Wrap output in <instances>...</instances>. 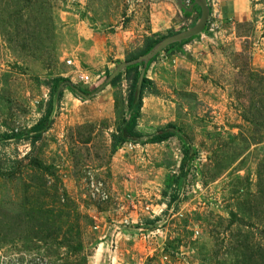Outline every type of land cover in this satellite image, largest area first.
Here are the masks:
<instances>
[{
    "label": "rangeland",
    "instance_id": "374dc122",
    "mask_svg": "<svg viewBox=\"0 0 264 264\" xmlns=\"http://www.w3.org/2000/svg\"><path fill=\"white\" fill-rule=\"evenodd\" d=\"M209 1L203 32L149 67L123 144L130 83L111 80L199 8L0 0V264H264V0L229 19ZM51 96L41 139H23Z\"/></svg>",
    "mask_w": 264,
    "mask_h": 264
},
{
    "label": "trees",
    "instance_id": "16d2710c",
    "mask_svg": "<svg viewBox=\"0 0 264 264\" xmlns=\"http://www.w3.org/2000/svg\"><path fill=\"white\" fill-rule=\"evenodd\" d=\"M190 5H193V0H190ZM196 7V6H195ZM193 7V9L195 8ZM209 9V8H208ZM197 11V10H196ZM200 16V9L198 10ZM197 11V12H198ZM211 10L209 9V15ZM185 14V13H184ZM188 16V14H186ZM193 38H188L176 43L171 44L170 47H174L177 50L182 49L186 45H188ZM162 42V38L158 40H149L145 44L142 51L133 58H131L128 62H134L129 64L123 72L117 74L110 82V85H116L121 77L122 74L125 75L129 79V92L127 97V106L129 110H131V115L129 116L128 120L122 127L121 136L118 138L119 143H123L128 138L131 139H139L141 136L136 133L135 129L137 127V120L139 118V110L141 106V97L144 92L145 86L149 83V80L146 79V73L149 67L155 62L159 54L162 52L160 51L153 57H151L146 63L139 62L136 63L138 59H143L147 57L151 52ZM63 83H66V80H63ZM134 96H137V101H135ZM52 96L50 97L49 101L47 102V109L43 118H41L33 127L30 128L29 132L32 136H25L23 139L30 140L31 143H36L41 139L43 131L45 130V124L47 123L51 112H52ZM173 126H167L161 131H159L154 137L150 138L148 144H160L167 141L170 138L175 136L173 132ZM185 155V154H184ZM185 157V156H184ZM185 161L184 159L181 160L179 169L183 170Z\"/></svg>",
    "mask_w": 264,
    "mask_h": 264
},
{
    "label": "water",
    "instance_id": "95a60500",
    "mask_svg": "<svg viewBox=\"0 0 264 264\" xmlns=\"http://www.w3.org/2000/svg\"><path fill=\"white\" fill-rule=\"evenodd\" d=\"M207 0H193V5L191 6L192 8L197 6L200 9V20H199V24L198 26L191 30L190 32H185L183 34H180L178 36H175L173 38L168 39L167 41H164L162 43H160L152 52L151 54H149L147 57L143 58V59H138L136 61V63L139 62H144L146 63L151 57H153L154 55H156L157 53H159L160 51H162L166 46L188 39V38H194L195 36H197L198 34H200L201 32H203L205 26H206V22L208 20L209 17V9L207 6ZM192 10V9H190ZM189 10V11H190ZM134 63V62H133ZM122 69V67H120L118 70Z\"/></svg>",
    "mask_w": 264,
    "mask_h": 264
},
{
    "label": "crops",
    "instance_id": "0c3cea01",
    "mask_svg": "<svg viewBox=\"0 0 264 264\" xmlns=\"http://www.w3.org/2000/svg\"><path fill=\"white\" fill-rule=\"evenodd\" d=\"M207 1L210 3L209 0ZM213 3L218 5V10H220L221 15L226 19L237 15L241 16L252 5L250 4V0H213ZM254 6L258 7L257 4Z\"/></svg>",
    "mask_w": 264,
    "mask_h": 264
},
{
    "label": "built area",
    "instance_id": "2783aa9c",
    "mask_svg": "<svg viewBox=\"0 0 264 264\" xmlns=\"http://www.w3.org/2000/svg\"><path fill=\"white\" fill-rule=\"evenodd\" d=\"M189 3H190V0H189ZM68 64L70 62H67ZM79 82L82 86H91L93 84L92 80L90 79L89 76L87 75H82L79 77ZM128 148L132 147L131 145H128L127 146ZM89 189H90V194H89V197L92 199V200H99V201H105L107 200V196L106 194H104L100 189H101V185L100 184H95V182L91 181L89 184ZM124 225H128V221H124L123 222ZM118 231V229L114 230L113 231V234L116 233ZM138 232H143L142 229H139Z\"/></svg>",
    "mask_w": 264,
    "mask_h": 264
},
{
    "label": "clouds",
    "instance_id": "9594fccd",
    "mask_svg": "<svg viewBox=\"0 0 264 264\" xmlns=\"http://www.w3.org/2000/svg\"><path fill=\"white\" fill-rule=\"evenodd\" d=\"M208 2V1H207Z\"/></svg>",
    "mask_w": 264,
    "mask_h": 264
}]
</instances>
